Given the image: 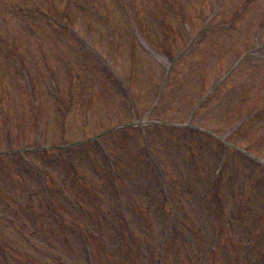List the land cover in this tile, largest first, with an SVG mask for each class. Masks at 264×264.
I'll list each match as a JSON object with an SVG mask.
<instances>
[{
    "label": "rangeland",
    "instance_id": "1",
    "mask_svg": "<svg viewBox=\"0 0 264 264\" xmlns=\"http://www.w3.org/2000/svg\"><path fill=\"white\" fill-rule=\"evenodd\" d=\"M181 41H192L188 55L157 103ZM212 81L191 121L264 158V0H0V151H32L0 164V210L14 200L19 216L8 215L21 223V234L0 223L4 244L22 247L5 264L14 254L16 264H264V172L238 157L221 174L226 144L212 150L195 132L146 123L111 139L113 164L92 141L57 147L143 116L187 120ZM215 187L228 196L222 214L211 212Z\"/></svg>",
    "mask_w": 264,
    "mask_h": 264
}]
</instances>
